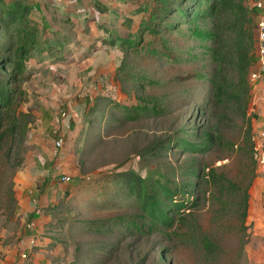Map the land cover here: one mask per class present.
I'll use <instances>...</instances> for the list:
<instances>
[{
	"label": "rangeland",
	"instance_id": "1",
	"mask_svg": "<svg viewBox=\"0 0 264 264\" xmlns=\"http://www.w3.org/2000/svg\"><path fill=\"white\" fill-rule=\"evenodd\" d=\"M115 1L32 0L22 26L37 28L30 64L49 65L18 84L13 108L24 116L17 136L0 148V264H264L258 115L251 94L246 116L214 97L216 84L236 78L229 14L217 9L177 31L142 34L144 15L127 11L147 8L149 18L166 5ZM243 3L256 36L254 0ZM198 32L212 40L195 39ZM118 35L141 38L142 46L123 47ZM12 36L13 55L18 36ZM99 36L116 43L98 48ZM7 46L1 41L0 50ZM47 48H56L53 59ZM154 105L159 113L126 120L127 108ZM208 136L214 139L208 151L191 147ZM59 138L64 145L56 153ZM124 171L172 187L195 184L196 206L183 221L173 216V227H157L116 184ZM116 218L136 225L97 233L85 224Z\"/></svg>",
	"mask_w": 264,
	"mask_h": 264
},
{
	"label": "trees",
	"instance_id": "2",
	"mask_svg": "<svg viewBox=\"0 0 264 264\" xmlns=\"http://www.w3.org/2000/svg\"><path fill=\"white\" fill-rule=\"evenodd\" d=\"M158 1L164 3L166 7L161 12H149V18L145 17L147 8L139 6L127 11L132 17L144 15L139 22V29H143L142 34L174 32L183 25L195 24L204 18L213 17V13L217 9H222L229 14L233 31V67L236 78L220 81L216 84L214 97L224 105H235L246 116L251 94L249 74L254 64L256 36L249 26L250 18L243 0H180L179 3L175 4L164 0ZM32 3V0H0V46L1 41L8 44L4 50H0V66L3 67V70L0 71V148L7 137L14 138L17 136L19 117L24 116L21 113L17 114L13 108L14 98L18 93V84L24 81V75L27 78L31 77L39 69L43 70L49 65L48 62L36 65L30 64L32 58L30 53L37 47V28L27 27V30H24L22 26L31 10ZM202 5L209 6L201 10ZM174 16L177 22H168ZM124 23L130 28L133 26V21L130 19H126ZM12 32H15L18 36V46L13 55L11 54L14 39ZM50 35L56 36L57 32L50 31ZM195 36V39L201 41L212 40L206 32H198ZM99 37L101 40L99 42L100 46L106 44L110 46L116 43L112 37L108 40H104L102 36ZM118 37L120 36L118 35ZM121 38L120 44L123 47L128 45L131 49L139 50V47L142 46L141 38L127 41H121L124 39ZM213 42L218 43V40H213ZM52 49L56 48H47L43 52L47 51L53 58L56 51ZM6 69H10L11 72H6ZM112 101H115V99L113 98ZM158 111L159 107L157 105L152 107L136 106L127 108L126 112L128 114L125 117L128 121H134L140 113H159ZM6 122H9V125ZM213 141L214 139L208 136L204 143L192 145L191 147L202 149L200 151H208ZM15 169H13V172H15ZM190 173L194 177L199 176L198 172L193 171ZM116 184L120 185L121 192L124 193L126 198L135 199L139 210L150 220V223L157 227H173L175 224L173 216H177L179 221H183L185 220L184 211L191 210L196 206L195 198L192 197V189L194 190L195 184H189L186 187H172L168 181L160 179L146 180L133 171H124L117 174ZM240 207L242 216L246 219L249 209V195L247 192L243 194ZM135 223L133 220L124 221L122 218H116L109 221L86 222L85 224L91 231L106 233L114 227L125 224L127 226L136 225Z\"/></svg>",
	"mask_w": 264,
	"mask_h": 264
},
{
	"label": "built area",
	"instance_id": "3",
	"mask_svg": "<svg viewBox=\"0 0 264 264\" xmlns=\"http://www.w3.org/2000/svg\"><path fill=\"white\" fill-rule=\"evenodd\" d=\"M253 5L258 18L255 45V51L258 57V64L256 68H253L250 72L249 79L251 82H259L264 81V0H254ZM61 116L66 117V112H61ZM256 143V150L258 152L257 160L259 165L261 167H264V133L256 138ZM63 145V138H59L55 144L56 153L62 149ZM68 181V177L63 178L64 183H67ZM34 226V224H31L30 227L32 228Z\"/></svg>",
	"mask_w": 264,
	"mask_h": 264
},
{
	"label": "crops",
	"instance_id": "4",
	"mask_svg": "<svg viewBox=\"0 0 264 264\" xmlns=\"http://www.w3.org/2000/svg\"><path fill=\"white\" fill-rule=\"evenodd\" d=\"M46 1L49 2L51 5H55L56 0H46ZM116 2L117 4L114 5L116 6L118 5L122 7H127L130 4L129 0H116L114 3ZM129 18H130L129 16L126 17V19ZM96 45L98 48L100 47L99 43H97ZM255 62L256 65L253 67L254 69L258 64V57L256 52L254 55V63ZM250 84H251V99H252L253 111H255L258 115V119L255 121L256 122L255 129L257 131L258 136H261L264 133V81L250 82Z\"/></svg>",
	"mask_w": 264,
	"mask_h": 264
}]
</instances>
